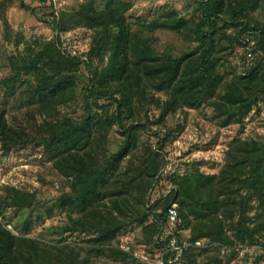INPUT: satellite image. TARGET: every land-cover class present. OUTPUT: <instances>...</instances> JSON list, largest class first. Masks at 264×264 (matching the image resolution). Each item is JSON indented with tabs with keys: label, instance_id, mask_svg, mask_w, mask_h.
<instances>
[{
	"label": "trees",
	"instance_id": "1",
	"mask_svg": "<svg viewBox=\"0 0 264 264\" xmlns=\"http://www.w3.org/2000/svg\"><path fill=\"white\" fill-rule=\"evenodd\" d=\"M263 1L201 0L197 5L200 18L193 27L199 45L179 58L165 60L149 46L138 47L132 34L122 30L118 36L111 37L109 63L102 74H98L92 61L85 62L91 72L90 84L81 99V104L87 101L85 115L80 120L67 118L57 124L46 120L32 130L38 132L39 138L30 134V127L7 133L12 128L6 124L4 113H0V132L3 137L7 133L11 139L9 145L14 148L37 145L53 161L54 168L70 180V191L62 194L55 206L68 213L70 233L87 234L92 246H105L112 244L123 229L142 226L152 240L154 233H160L166 225L168 208L178 204V228L189 226L191 240L207 238L213 244V247L189 248L187 264H224L220 252L210 254V250H221L223 246L230 248L229 260L239 245L259 244L264 248V140H235L220 173L208 174L195 166L189 173L173 176L170 193L152 202L150 195L161 168L159 154L148 155L138 166L130 160L124 168L125 160L138 147L139 123L126 125L121 117L124 109L134 113L141 88L153 84L157 90H167L170 94L164 104L165 114L175 112L184 103L195 107L204 98L215 97L213 104L224 125L243 123L264 95V23L252 17ZM62 18L60 11L47 16L56 29H60ZM85 19L90 20L88 25L92 28L100 29L101 34L114 24L126 26L125 14L114 9L109 10L104 20L96 15ZM173 22L170 25L175 31L188 25L184 19ZM228 28H233L235 33L229 34ZM222 38L230 44L219 43ZM234 43L249 46L247 55L250 52L252 57H247L249 63L246 62L242 75L235 71L228 78L219 67L224 60L222 54ZM64 59L71 62L72 72L79 71L81 63L75 58L51 55L46 62L55 65ZM65 68L53 74L43 71L29 105H35L37 99L44 112L54 101L69 104L77 100L74 77ZM220 90H224L222 95ZM101 99L117 103L116 113L108 120L111 125L120 126L124 137L117 150L109 153L106 149L103 154L98 153V136L93 132L94 125L100 122H93V111L89 109L91 100L98 103ZM12 197L10 206L29 208V211L37 198L35 193L13 190ZM159 207H163V212L157 214ZM53 229L46 227L45 235L54 233ZM157 242L159 246L163 243L159 237ZM80 252L76 245H42L37 238L16 236L0 220V264H82ZM108 252V257L131 258L121 250L111 248Z\"/></svg>",
	"mask_w": 264,
	"mask_h": 264
},
{
	"label": "rangeland",
	"instance_id": "2",
	"mask_svg": "<svg viewBox=\"0 0 264 264\" xmlns=\"http://www.w3.org/2000/svg\"><path fill=\"white\" fill-rule=\"evenodd\" d=\"M52 1L55 5L47 0L46 3L41 0H0V113H4L6 124L12 128L7 133L30 127V134L38 137V132L32 130L46 120L55 124L63 123L67 118L80 120L87 108V101L81 104V99L91 76L85 62L92 61L98 74H102L109 63L111 37L118 36L122 30L132 34L133 43L138 47L149 46L165 60L186 56L199 45L194 39L193 27L200 18L197 5L201 0ZM57 9L63 16L60 29L47 19L48 14ZM110 9L125 14L124 28L114 24L101 34L100 29L88 25L90 20L87 22V16H101L104 20ZM252 17L264 23V1ZM178 19H184L188 25L175 31L170 24ZM226 31L235 33L233 28ZM219 43L230 44L223 38ZM247 48L234 43L222 54L224 60L219 71L228 78L235 71L242 75L246 62L249 63L248 59L252 57L250 52L247 55ZM51 55L75 58L81 63L79 71L72 72L71 62H66V59L55 65L47 63L46 58ZM64 68L74 77L77 100L69 104L54 101L44 112L40 110L37 99L35 105H29L30 98H35L34 88L37 90L43 71L53 74ZM223 93L224 90H220V94ZM140 95L134 113L124 109L121 116L126 125L133 121L139 123L136 128L138 147L123 166L127 167L130 160L138 166L148 155L159 154L161 168L150 195L152 202L170 193L174 186L173 176L189 173L195 166L208 174L220 173L227 164V151L235 140H264V95L259 97L243 123L228 125H224L218 115L219 111L213 104L215 97H206L195 107L184 103L175 112L165 114L164 104L170 98L167 90L159 91L153 84L143 85ZM89 104L93 122H100L93 128L100 145L98 153L103 154L106 149L109 153L117 150L124 137L120 126L111 125L108 120L116 113L117 103L101 99L98 103L91 100ZM6 134L4 137L8 144L0 132V220L16 236L37 238L42 245H76L81 251L82 264H143L123 246H130L131 251L139 252L150 260L155 258L160 248L157 245L160 233H154L150 240L142 226L123 229L112 244L105 246H92L88 242L91 237L87 234L70 233L68 213L55 207L61 195L70 191V180L54 168L53 161L48 160L42 148L35 144L14 148L9 145L11 139ZM12 190L35 193L34 208L29 211V208L10 206L13 204ZM50 207H53L52 212ZM156 212H163V207ZM50 226L54 227V233L47 236L44 230ZM190 235L189 226L179 228L181 239H190ZM223 247L210 250V254L220 252L224 264H264L262 245H239L231 260L228 249ZM111 248L126 252L131 258L108 257V249ZM200 260H203L202 255Z\"/></svg>",
	"mask_w": 264,
	"mask_h": 264
},
{
	"label": "built area",
	"instance_id": "3",
	"mask_svg": "<svg viewBox=\"0 0 264 264\" xmlns=\"http://www.w3.org/2000/svg\"><path fill=\"white\" fill-rule=\"evenodd\" d=\"M38 1V0H35ZM40 1V0H39ZM46 3L45 0H41ZM49 3L54 1L47 0ZM58 13V9L56 10ZM52 19V18H51ZM167 223L161 229L159 238L163 242L157 252L155 258L150 260L147 256L138 253H134L130 250V246H123L125 251L130 252L136 258H139L143 264H187L186 253L189 248H203L213 247V244L207 238H200L197 240L181 239L178 236L179 233V212L177 204H172L167 210ZM228 251L230 248L226 247ZM223 252L225 249L223 247Z\"/></svg>",
	"mask_w": 264,
	"mask_h": 264
}]
</instances>
